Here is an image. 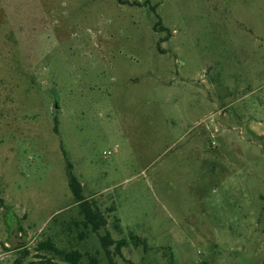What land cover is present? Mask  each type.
I'll return each mask as SVG.
<instances>
[{"label": "rangeland", "instance_id": "1", "mask_svg": "<svg viewBox=\"0 0 264 264\" xmlns=\"http://www.w3.org/2000/svg\"><path fill=\"white\" fill-rule=\"evenodd\" d=\"M106 233L116 264L264 260V0H0V264H108Z\"/></svg>", "mask_w": 264, "mask_h": 264}, {"label": "trees", "instance_id": "2", "mask_svg": "<svg viewBox=\"0 0 264 264\" xmlns=\"http://www.w3.org/2000/svg\"><path fill=\"white\" fill-rule=\"evenodd\" d=\"M68 179L69 186L77 199L81 214L83 215V220L81 221L83 226L87 227L88 225H90L91 230L94 232L101 227H104L106 225V218L103 216L102 212H100L94 201H88L82 196L80 192V184L70 171L68 172ZM115 221H117V218L115 219ZM115 225L117 226L118 224L116 223ZM100 240L102 246L104 247L105 254L108 258V264H116L112 257L113 254L109 250V247L114 245L115 253L117 255H120L122 247H124L127 243L126 240L124 238H121L115 241L107 233L104 236H101ZM42 251L49 253V255H42ZM36 252V254L38 255L36 256L38 258L37 264H59L57 262V258L69 264H79L81 258V253L78 249H70L68 251L62 250L57 248L50 240L40 242L36 246ZM39 252H41V254H38ZM23 254L28 255V252L24 251ZM30 264H36V262H31ZM261 264H264V260L261 262Z\"/></svg>", "mask_w": 264, "mask_h": 264}, {"label": "water", "instance_id": "3", "mask_svg": "<svg viewBox=\"0 0 264 264\" xmlns=\"http://www.w3.org/2000/svg\"><path fill=\"white\" fill-rule=\"evenodd\" d=\"M55 107H57L56 103L54 104Z\"/></svg>", "mask_w": 264, "mask_h": 264}]
</instances>
